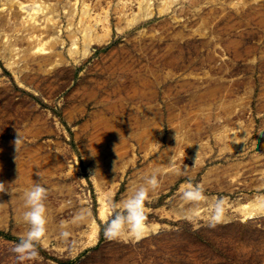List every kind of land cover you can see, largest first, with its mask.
Masks as SVG:
<instances>
[{"label": "rangeland", "instance_id": "1", "mask_svg": "<svg viewBox=\"0 0 264 264\" xmlns=\"http://www.w3.org/2000/svg\"><path fill=\"white\" fill-rule=\"evenodd\" d=\"M70 1L74 2L46 0L55 9L51 16L58 21L52 28L61 31L59 41H67L71 31L67 26L75 11L64 13ZM85 1L94 13L108 18L111 32L107 43L91 45L85 56L83 49L71 55L69 42L41 57L30 48L10 46L13 40L0 41V182L10 184L14 195L20 188L13 187L15 180L38 178V172L49 189L46 228L53 222L60 229L57 234L46 229L36 245V259L18 262L11 249L29 226L11 196L0 193V264H264V215L244 220L232 210L241 199L264 195V187H258L264 178L259 172H245L229 189L230 178L224 188L203 185L205 174L215 168L251 166L258 157L262 160L254 164L264 167V144L258 145L264 136V0H178L163 14L158 10L161 0H144L149 16L142 18L140 0ZM125 2L126 13H121ZM2 4L0 23L7 20L13 25L16 8ZM134 16L138 21L126 26L124 19ZM104 27L98 23L95 32L102 34ZM78 40L81 47V34ZM9 54L17 55L16 62L12 59L14 73L4 62ZM224 96L243 99L237 107L242 111L231 118L250 132L244 147L221 158L214 153L193 175L192 162L188 171L176 162L178 178L159 177L164 186L149 191L145 202V224L158 229L138 241L127 232L117 240L105 239L107 221L98 217L99 194L105 195L109 218L111 203L122 212L123 202L138 187L147 186L137 180L168 149L169 130L178 121L170 124V117L183 108L189 114L199 111L192 99L208 97L206 115L198 112L197 119L188 120L193 121V130L225 125V119L215 118L217 101ZM149 110L162 122V137L154 149L142 148L130 135L135 131H128L134 119H147ZM107 119L116 124L112 127L119 131L116 136L105 128L110 124ZM17 132L23 138L18 153L13 143ZM151 150L153 154L146 156ZM189 182L203 188L206 201L223 199V218L215 228L208 226L212 214L208 203L203 215L178 216L181 190ZM93 220L98 226L94 241L89 238ZM62 230L68 238L60 236Z\"/></svg>", "mask_w": 264, "mask_h": 264}, {"label": "bare ground", "instance_id": "2", "mask_svg": "<svg viewBox=\"0 0 264 264\" xmlns=\"http://www.w3.org/2000/svg\"><path fill=\"white\" fill-rule=\"evenodd\" d=\"M44 1V2H43ZM178 0H161V4L158 7V10L160 13H166L170 10L171 6L174 5ZM3 2L4 5H7L8 3H11V6L13 5L16 8L15 13V23L13 25L9 23L7 20H1L0 23V41L3 42H11L13 40V43L10 44V46H17L19 45L23 49L30 48L33 50V53L38 54L39 56H43L46 54H50V49H53V47L57 46H64L66 44L71 43L70 52L71 55L77 54V50L83 49V55H87L89 53V48L91 45H98L102 43H107L110 39V30L109 27V20L108 18H103L102 16H99V14L94 13L92 11V8L85 0H74V2H71L66 6L64 13L75 11V14L71 13L72 18L69 19L68 23V30L71 29V31H68L67 34V41L64 40H58L57 37L60 34L57 33L52 26L56 24L55 17L51 16L54 15L55 9L53 7H50V4H46V0H0V3ZM6 3V4H5ZM122 4V3H121ZM138 4V3H137ZM52 6V5H51ZM76 6L81 7L79 9V12L76 11ZM97 6V5H96ZM146 6H149V4L146 2L144 3V0H140L139 2V18H142L144 16L148 15L149 7L146 8ZM125 7H127V2H125L124 6H121L122 10H120L121 13H126ZM68 9V11H67ZM4 10V7H0V12ZM67 11V12H66ZM104 11V10H103ZM105 14L108 13V10L103 12ZM65 15V14H64ZM95 15V16H93ZM75 18H77V25ZM137 16H134L132 19H127L125 21L126 26L133 25L135 22H137ZM177 19V18H176ZM179 19V18H178ZM107 20V21H106ZM123 18H121V21ZM108 22V23H104ZM98 23H103L106 31H104L102 34H98L95 32V26ZM75 26V27H74ZM72 27H74L72 29ZM73 30V31H72ZM15 34H20L16 38L12 39V36ZM57 35L55 38L54 35ZM81 34L83 38V42L81 47L77 45L79 43L78 35ZM53 40L55 43H53ZM8 50H10L7 47ZM13 50L15 48L13 47ZM11 51V50H10ZM16 54L12 55L9 54L4 58V62L7 64V67L9 70L14 73V64L12 62V59L16 62ZM43 61L47 62L48 60L43 57ZM43 65V64H41ZM210 96L217 97L218 95L210 94ZM231 96V95H230ZM206 97L205 99H192L193 108L195 105H197L196 109H199V111L191 112L189 109H181L180 113L176 117H170V124L175 120L178 119L175 127H173L171 130H169L168 135V143L169 147L168 149L162 154V157L159 156L153 160V162L150 164V166L145 170L144 176H140V179L137 181L145 182V177L150 176L152 174H156L157 177L163 179V180H169V179H177L178 175L175 174V169L177 166H174L176 162H179L181 167H184V164L189 166L188 162H192L194 165L190 167V173L193 175L196 173L197 170L202 169L204 162L206 159L211 158L214 153H217V157L221 158L224 156V154L233 153L237 150H240L244 147L245 142L248 140V137L250 135V132L247 128H245L243 122H233L232 116L235 115L237 112H239L238 109L242 111L243 107L237 108L239 106H242L240 102L241 100L236 99H230L224 96L225 99H218L217 101V110L219 111V114L215 115V118L217 121L221 120L222 118L225 119L226 124H218L217 126H213L210 130L199 129V130H193L191 124H193V121L189 123L188 120L191 118H194L195 115L200 112V115L203 117L206 115L207 112L204 111V106L207 101ZM212 106V104H210ZM173 106V105H172ZM153 107V106H152ZM195 109V110H196ZM153 110V109H152ZM152 110H149L145 113V117H148L147 119H134L132 122V126L129 127L128 131L134 132V134H130L132 138L136 139L142 148L144 147H152L154 149V144L157 143V140H161L162 137V122L161 119H159ZM154 113V114H153ZM152 114V115H151ZM214 115H211L210 117L213 118ZM231 118V119H230ZM107 119L106 122L110 123L107 124L105 127L107 131L111 132L112 134L119 133L116 128L115 123L108 122ZM190 124V125H189ZM113 127V128H112ZM198 127V126H197ZM105 130V129H104ZM207 134H206V133ZM264 132V131H263ZM261 138V137H260ZM213 141L214 148L211 147L210 143ZM258 143H256L257 145ZM264 144V136L262 139H260V142L258 145ZM255 145V144H254ZM258 147V146H257ZM124 150V146L120 148ZM99 151V150H98ZM154 151H145L146 156H150L153 154ZM101 151H99L98 154H100ZM247 153V152H246ZM196 156L198 157L196 159ZM238 156V155H237ZM257 158V157H256ZM196 159V160H195ZM260 159V160H259ZM262 159L258 157V161H252L249 165H245L244 167H241V164H230L226 168H223L220 170L219 168H215L212 170H209L203 179V185H209L211 183L217 184V186H220L219 188H224L227 186V188H232L231 183L233 181H237L239 176L241 177L242 174L246 173H257L260 174L262 178H264V167L258 168V166H261L260 164L256 165L254 163L260 162ZM236 161V160H235ZM244 163V162H243ZM183 165V166H182ZM264 166V163L262 164ZM188 171V170H187ZM185 174V173H184ZM189 174V173H188ZM190 176V174H189ZM169 178V179H168ZM230 178V179H229ZM38 178L34 176H27L26 178H22V180H18L14 182L13 187L20 186V188L17 190L19 192H16V194L11 195V200H14L15 206L18 208L19 216L23 214V212L26 210L24 206V192L26 190H29L34 182ZM230 180L231 182L227 183L226 186H222L226 180ZM96 180V179H95ZM28 184L30 188H26L24 185V182ZM227 182V181H226ZM259 182V181H258ZM44 184L45 181H42ZM161 183V185H160ZM236 183V182H235ZM97 188L98 190L101 189V184L96 180ZM139 184V182L137 183ZM226 184V183H225ZM44 185H47L45 183ZM51 185V184H50ZM164 186L163 182H159L158 188H162ZM188 186H183L181 192L187 188ZM259 188L264 187V179H261L259 182ZM133 189V188H132ZM260 190V189H259ZM149 191H152V189H149ZM264 197V195H258L257 197L253 199L247 198L243 201V199L239 200L237 203L233 205V212L241 214L244 220L253 219L254 217L258 215H264V206H261L258 203V200L260 198ZM98 205L99 212L98 217L101 221L105 222L109 219V208L108 203L106 202L105 195L103 193L99 194L98 197ZM214 200L211 199L210 201H199V202H189L183 199V197L179 200V212L178 216H192L193 214H202L208 210L209 208H206V205L208 203V206H212ZM227 207V206H226ZM3 211V206L0 204V213ZM208 214V213H207ZM209 216V215H208ZM21 217V216H20ZM54 217L52 216V219ZM192 218V217H191ZM23 222V221H22ZM18 223V222H17ZM48 233L50 234H57L59 233L58 226H55L52 222V225H48L46 228ZM158 229L157 225H149L144 226V233L143 236H147L151 232H155ZM98 231L97 223L93 220L91 222V233L89 235L90 240L94 241L96 234ZM126 236H131V234H128ZM132 237V236H131ZM141 237V238H142Z\"/></svg>", "mask_w": 264, "mask_h": 264}, {"label": "clouds", "instance_id": "3", "mask_svg": "<svg viewBox=\"0 0 264 264\" xmlns=\"http://www.w3.org/2000/svg\"><path fill=\"white\" fill-rule=\"evenodd\" d=\"M16 153L23 143V138L17 132V137L14 140ZM198 157L196 156V159ZM195 159V160H196ZM189 167L184 165V170L187 171ZM98 171V170H97ZM96 171V172H97ZM38 179L34 182L29 190L24 192V206L25 211L22 214L23 221L29 226L26 235L19 238L18 242L14 244L11 251L16 255L18 262L27 259H36L39 255L37 250V243L44 237L46 233V204L49 189L41 182L42 177L36 173ZM15 182V181H14ZM13 182V183H14ZM12 184V183H11ZM10 184L0 182V193H8L12 195L10 189L7 187ZM145 185L138 187L134 193L123 202V211H117V205L111 203L113 214L107 220L103 227V235L107 240H117L125 232L130 233L137 241L143 236L145 221V202L149 195V189L155 190L159 186V180L154 173L145 177ZM182 197L189 202H199L206 199L204 190L199 185H194L189 182L188 187L183 191ZM261 206H264V197L258 200ZM224 201L222 198H217L212 204V214L208 221L210 228H215L223 218ZM79 218V216L77 217ZM62 238H68L67 231H61Z\"/></svg>", "mask_w": 264, "mask_h": 264}]
</instances>
